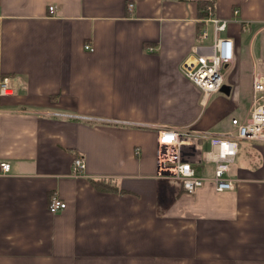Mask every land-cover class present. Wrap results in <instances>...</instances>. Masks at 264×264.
Returning <instances> with one entry per match:
<instances>
[{"label": "crops", "instance_id": "1", "mask_svg": "<svg viewBox=\"0 0 264 264\" xmlns=\"http://www.w3.org/2000/svg\"><path fill=\"white\" fill-rule=\"evenodd\" d=\"M202 1L233 42L205 104L179 70ZM254 67L264 0H0L13 90L0 95V264H264V144L238 141L230 190L212 189L204 159L247 116ZM161 127L184 133L182 157L207 179L192 194L156 175ZM50 196L65 207L49 213Z\"/></svg>", "mask_w": 264, "mask_h": 264}, {"label": "built area", "instance_id": "2", "mask_svg": "<svg viewBox=\"0 0 264 264\" xmlns=\"http://www.w3.org/2000/svg\"><path fill=\"white\" fill-rule=\"evenodd\" d=\"M132 4L127 8L130 10ZM49 6L48 10L51 11ZM204 15L200 20L194 43L188 54L179 64L180 72L201 92V103L219 91L222 85V68L233 61V42L228 37H221L229 20L213 15L211 6L205 5ZM238 10L232 11L236 15ZM246 24L241 22V30L245 31ZM88 48V46H84ZM153 51L152 47H147ZM259 64L256 62L254 65ZM251 100L247 116L243 120L231 118L232 129L224 134L212 135L209 138V148L204 152V159L213 163L212 175L208 179L215 192L230 190L233 182L228 178L229 166L237 152L239 140H247L264 144V74L256 67L251 73ZM12 87L7 76L0 77V95L12 93ZM155 140V169L157 176L177 180L181 189L189 194L194 193L207 180L197 174L191 164L182 157L183 132L173 127H161L156 130ZM84 167L83 159L76 156L72 160V173L80 174ZM9 170L7 162H0V172ZM65 203L56 196H50L47 204L49 213L62 210Z\"/></svg>", "mask_w": 264, "mask_h": 264}, {"label": "trees", "instance_id": "3", "mask_svg": "<svg viewBox=\"0 0 264 264\" xmlns=\"http://www.w3.org/2000/svg\"><path fill=\"white\" fill-rule=\"evenodd\" d=\"M201 3L204 5V4L206 3V1H202ZM204 7H205V5H204ZM93 184H94L95 187H96L97 189H99V190H102V189L107 188V187H105L104 185H102V184H100V183H97V182H93Z\"/></svg>", "mask_w": 264, "mask_h": 264}, {"label": "water", "instance_id": "4", "mask_svg": "<svg viewBox=\"0 0 264 264\" xmlns=\"http://www.w3.org/2000/svg\"><path fill=\"white\" fill-rule=\"evenodd\" d=\"M224 90H225V86L224 85H221L220 88H219V91H224Z\"/></svg>", "mask_w": 264, "mask_h": 264}]
</instances>
